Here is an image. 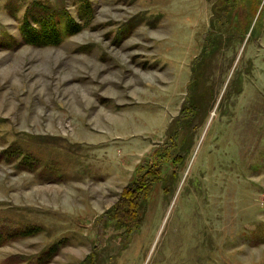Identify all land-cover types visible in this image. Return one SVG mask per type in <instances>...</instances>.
I'll return each mask as SVG.
<instances>
[{
	"label": "rangeland",
	"instance_id": "374dc122",
	"mask_svg": "<svg viewBox=\"0 0 264 264\" xmlns=\"http://www.w3.org/2000/svg\"><path fill=\"white\" fill-rule=\"evenodd\" d=\"M35 1L68 10L78 31L56 46L20 43ZM233 2L0 0V230L40 228L7 240L0 264H34L57 243L48 264H264V0H239L252 22H234L210 57L206 117L189 137L183 119L161 173L175 179L154 184L139 230L124 237L99 218L165 149L211 4L217 25ZM17 148L37 171L12 165Z\"/></svg>",
	"mask_w": 264,
	"mask_h": 264
},
{
	"label": "trees",
	"instance_id": "16d2710c",
	"mask_svg": "<svg viewBox=\"0 0 264 264\" xmlns=\"http://www.w3.org/2000/svg\"><path fill=\"white\" fill-rule=\"evenodd\" d=\"M222 2H224L223 7H229L227 0H222ZM238 4L239 0H234L232 6L230 5V8H232L230 13L221 12L217 19V25L213 23L215 17V5L214 3L211 4L209 29H207L202 35L201 51H199L198 55H195L190 66V79L186 85L187 91L183 102V108L176 121V125L178 126L177 129H175V132L172 133V135H168L169 139L167 137V141L164 143L165 149L159 150L160 146H154L151 153L148 154V160L138 166L135 179L128 183L124 188V193L122 194L120 201L114 206V208H112L113 210L110 211L112 214L109 216L108 213H105L99 216L100 219L104 218L108 219V221H115L112 227L115 226L116 232H118L119 235L129 237L131 234L134 232L136 233L139 230L148 208V195L155 183L162 180L164 182L167 181L169 185H171L174 181L175 170H173L168 176H162L161 173L165 169L164 164L169 163L172 160V156H170L172 155L171 150L172 147L176 146L175 142H177V136L180 132L179 130L183 128L182 124L185 123L183 119L192 120L188 134L189 137L194 133V130L202 124V121H204L206 117L207 110L204 109L205 99L208 96L212 98L215 91V86L212 84H210V87L206 88L205 86L202 88L203 83L209 81V78L214 76L215 67H213V64H209V61L211 60L210 57L214 55L216 51L220 50L219 45L228 44V37L230 36L229 30L234 22L235 24H238L239 28H249V23L252 22V20L250 21L249 19L250 22L244 25V21L248 22V16H246L245 12L237 14L235 8ZM76 25L77 24L72 20L71 14L68 10L53 8L48 5V3L41 4L40 2L35 1L25 8L20 19V43L37 47L56 46L64 38L71 36L78 31ZM238 32L241 34L240 30H238ZM230 44H232V41ZM185 128H187V124H185ZM194 135V138H196L197 132ZM194 138L193 140H195ZM193 140H186L190 147L194 144ZM176 158L181 159L180 156H176ZM12 159H15L16 161V164L12 162V165H15V168L20 172H35L38 169L33 166V157L24 152L21 148H17V154ZM175 162L177 163V159ZM38 165H40V161ZM61 176L62 175L59 174L56 178L58 183L61 181ZM39 229L38 226H23L11 231L7 230L6 232L0 230V248L5 245L7 240L13 239V237H16V239L23 238L24 236L31 237L34 236ZM64 241L65 240H61L62 244ZM53 247L56 250H53ZM58 250L59 243L46 249V251L51 252V254L57 253ZM46 251L35 257L34 264H48L47 262L49 261L46 258L47 254H44L47 253ZM91 259L92 260L89 262H84L83 264H94L93 261L95 260L93 258ZM106 261L108 260L106 259Z\"/></svg>",
	"mask_w": 264,
	"mask_h": 264
}]
</instances>
